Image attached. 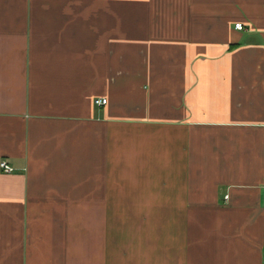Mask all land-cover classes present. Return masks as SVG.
<instances>
[{
    "label": "crops",
    "instance_id": "0c3cea01",
    "mask_svg": "<svg viewBox=\"0 0 264 264\" xmlns=\"http://www.w3.org/2000/svg\"><path fill=\"white\" fill-rule=\"evenodd\" d=\"M2 160L0 264H264V0H0Z\"/></svg>",
    "mask_w": 264,
    "mask_h": 264
},
{
    "label": "built area",
    "instance_id": "2783aa9c",
    "mask_svg": "<svg viewBox=\"0 0 264 264\" xmlns=\"http://www.w3.org/2000/svg\"><path fill=\"white\" fill-rule=\"evenodd\" d=\"M235 27L237 28V29H239V30H243L244 29V25L242 24V23H237L236 25H235ZM96 103L98 104V105H105L106 103H107V99L106 98H102V99H97L96 100ZM0 167H1V169L4 171V172H12L13 171V167L12 166H10L8 163H7V161H5V160H2L1 162H0Z\"/></svg>",
    "mask_w": 264,
    "mask_h": 264
}]
</instances>
